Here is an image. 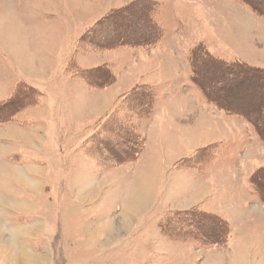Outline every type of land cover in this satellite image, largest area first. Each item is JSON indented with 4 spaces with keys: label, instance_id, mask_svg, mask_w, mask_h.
I'll use <instances>...</instances> for the list:
<instances>
[{
    "label": "rangeland",
    "instance_id": "obj_1",
    "mask_svg": "<svg viewBox=\"0 0 264 264\" xmlns=\"http://www.w3.org/2000/svg\"><path fill=\"white\" fill-rule=\"evenodd\" d=\"M38 2L23 3L62 10V22L51 17L53 27L39 34L54 36L41 78L0 62V84L7 72L29 83L6 98L0 90V264H264V214L241 222L262 201L250 180L264 182V7L242 0ZM151 3L161 29L153 45L113 38L146 32ZM11 4L0 0V15H8L28 55L39 57L42 45ZM116 10L141 27H130V35L117 28L121 22L91 31ZM193 67L223 86L206 96ZM193 92L214 108L197 107ZM230 96L246 115L229 110L239 109ZM157 106L165 129L149 121ZM149 130L168 140L150 159ZM226 208H234L233 228L215 221ZM213 234L218 244H210Z\"/></svg>",
    "mask_w": 264,
    "mask_h": 264
},
{
    "label": "crops",
    "instance_id": "obj_2",
    "mask_svg": "<svg viewBox=\"0 0 264 264\" xmlns=\"http://www.w3.org/2000/svg\"><path fill=\"white\" fill-rule=\"evenodd\" d=\"M11 1L13 2V4H11L12 5L11 6V9H13L12 10L13 11V15L14 16L15 15L17 16V18L19 19V22L21 21V25H23L24 28L28 29L30 31V33L33 32L32 35H31V38H33V40L35 39L34 42L37 43V44H39V45H42V46H40V48H37L38 52H40L39 53L40 56L37 57V58H31L28 55L29 54V51H28L29 46L28 45H25L23 43L24 41L22 42L23 38L22 37H19L18 34H12V30L9 29V26H8L7 22L5 21V18L8 15L2 12V14L0 15V39L2 40V42L0 40V45L2 46V49L3 50L0 48V51H1L0 53L2 54L3 57L0 59V62L2 60H4V59L10 60L12 62L15 61L18 64V66L21 68L22 72L26 73L28 76H30L32 78H37V77L38 78H41V75L43 73L41 71H44L45 64H47L48 62H50L49 57H47L50 51L49 50H46V49H47V47H49V48L51 47L54 36L52 35V36H41V37H39V34H40V32L41 33H47L48 28L49 27H53L54 22L52 20L54 19V17L59 16V18H57V21L59 20V22L60 21L62 22V18H60V14H61L62 10L60 8L58 10L56 9V11L54 13L53 12L46 11V10L45 11L38 12L36 10H34V11L33 10H30L28 7L26 8V5L28 6V4L24 5V3H23V2H26V1H31L32 4L36 6V5H39L38 3H40V2H38V0L34 1V2H37V4L36 3H33V0H11ZM20 2L23 3V9H22V4H20ZM47 2H48V0H45L44 3H47ZM40 5L42 6L44 4H40ZM46 7H48V6L46 5ZM38 13H41V14H38ZM39 15H41V17H39ZM51 17L53 18L52 20L50 19ZM40 18L43 19L42 22H44V24H42L43 25L42 27L41 26H38V23L36 21L37 19L39 20ZM244 19H247V18L244 17ZM16 21H17V19H16ZM49 24H52V25L49 26ZM231 27H233V30L234 31L236 30V28H234L233 25ZM237 31L239 32L240 30H237ZM44 35H47V34H44ZM160 43H157L156 45L159 46ZM156 45H155V47H156ZM153 49H155L154 46H153L152 50ZM144 50H146V49L144 48ZM36 71H38L40 73V75L34 76L33 74H31V73H36ZM109 72L112 75L113 72H111V70ZM189 72H190V70H189ZM189 72H188V68H187V70H186V78H187V80H189V78H190ZM19 75H20L19 72H10V73L7 72V74L3 77L4 79L7 80V82L5 84L4 83L3 84H0V90H2V92H3L1 94H4V98L8 97L12 93V88L14 87V89H16V87L18 86V84H20V83H26V84L29 85V83L27 82V80L19 77ZM123 75H127V74H121V75L118 76V78H116L118 84H123V80L121 81V83L119 81L120 79H123V77H121ZM16 76L18 78H16ZM14 77H15V79H14V81H12L10 78L13 79ZM3 78H2V80H3ZM104 80H107L106 74L104 76H102V75L100 76V81L103 82ZM175 84H177V83L175 82ZM38 86L40 87L39 84H38ZM65 86H66V89H67V87L69 85L66 83ZM34 87L38 89V87H36V86H34ZM47 88H49V87H47ZM156 92H158V89L156 90ZM192 94H193L192 97H193L194 101L199 104V105H197V107L201 108L202 110L205 109V107H206V109H208L207 107L214 108L213 105L207 103L203 98L199 97L194 92ZM99 95H97V96H99ZM4 98H2V99H4ZM10 98H12V97H10ZM10 98H8V99H10ZM96 98H98V97H96ZM172 101H174V100H171V102ZM93 102H95V101H93ZM98 102L95 104V107L97 109H100L103 106V104H99ZM100 102H101V100H100ZM160 108H162V107H160ZM79 109L81 110V107H79ZM159 109H158V106L154 109V111H155L154 113H156V114H154L153 116H151V118H150L149 121H151V123H153L154 125L156 123H160L159 125L160 126H163L164 127L163 129H165L166 127H165L164 123L166 121V118L163 121L160 120V118L158 117L160 115ZM163 113H167V107H166V110L164 108V112ZM45 116H46V119L53 120V118H54V115H51L48 112H46ZM235 116H237V118L239 117L238 118L239 119V122L244 125V121H242V118L240 116H238V115H235ZM232 117H234V116H232ZM36 119H38V118H36ZM43 121H45V120H43ZM50 124H52V121H51ZM40 125H42V124H40ZM98 129H100V128H98ZM163 129H161V130H163ZM50 134L53 135V133H50ZM48 136H49V133H48ZM152 136H155V135H152L151 134V131L149 130L148 136L145 137V139H146V141H145L146 142V148H147L146 151H148V153L150 154L149 159L152 158V157H156V154L157 153H158V155L161 156L162 153H161V146H160V144H161V141H164L162 139L159 140L158 137L151 138ZM50 138L53 139V137H50ZM157 140H158V143H157ZM167 141H164V143L167 144ZM152 146H153V148H152ZM157 146H158V150H157ZM151 150H153L154 153L151 154L150 153ZM106 154H108V152H106ZM17 156H18V154H17ZM110 156H112V155H110ZM181 172L183 174L185 172V168H182V171ZM245 200L248 202V199H245ZM246 201H245V203H246ZM260 202H258L256 200V203L257 204L256 203L255 204H256V207L258 209V210L255 209L256 210L255 211L256 213H250V214H248V216L246 215L245 219H243L241 222H243L244 224H245V221L246 222H253L256 218L259 219V215H261V214L263 215L264 214V202H262V201H260ZM246 204L245 205H242V208L243 207L245 208ZM217 209H220V208H217ZM226 209L230 213L227 212V214H224L223 221H225L228 224H230L231 225V228H233V226H234L233 224H235V223L232 220L231 211L229 209L232 210L234 208H226ZM210 212L212 213V211H210ZM235 222H236V224L238 223V221H235ZM231 239L233 240V236H232ZM262 247H264V245Z\"/></svg>",
    "mask_w": 264,
    "mask_h": 264
},
{
    "label": "trees",
    "instance_id": "obj_3",
    "mask_svg": "<svg viewBox=\"0 0 264 264\" xmlns=\"http://www.w3.org/2000/svg\"><path fill=\"white\" fill-rule=\"evenodd\" d=\"M242 1H244V3L246 2V4H248L249 6H252L251 4H256V5H258L259 7H264L263 5H264V3L262 4V2L261 1H258L259 3H256V0H242ZM149 4V3H148ZM156 7H157V3H155V4H152L151 3V8L147 11V19H148V21L146 22V25L148 26L147 27V29H146V32H144V33H142L141 35H139V36H134V39H128V37H125V36H118V35H116L115 37H113L114 39H116V40H119L121 43H124V44H127V45H131V44H138V45H143V46H148V45H153L158 39H159V37L161 36V29H160V27L157 25V24H155V22H154V16H153V12H151V10L153 11V9L155 10L156 9ZM253 7H255V5L253 6ZM120 11H115L114 13H113V11H110V12H107L106 14H105V16H103V17H101L100 19H98V21L97 22H95V24L92 26V28H91V31L92 30H94V29H98V28H101V27H104L105 25H107L108 26V28L112 25V23H120L121 22V24H119V27H117L118 29H120L121 31H124L125 30V32L128 34V35H130L131 33H133L131 30H128V29H130V27H132V28H139V27H141V25H137V26H135L134 24H132L131 22H124L123 21V15H119L120 13H119ZM109 15V16H108ZM106 27V26H105ZM115 29V28H114ZM140 30V29H139ZM141 30H142V28H141ZM90 31V32H91ZM89 32V33H90ZM134 34V33H133ZM144 34H146V35H144ZM149 34H151V36H150V38H148L149 37ZM148 35V36H147ZM214 61V60H213ZM192 62V61H191ZM215 63V62H214ZM192 68V67H191ZM192 74H193V76H192V80L194 81V83L198 86V88H200L202 91H203V93L206 95V96H208V95H211V92H213L212 90L213 89H217V88H219V87H222L223 86V84L222 83H216L215 85H213L212 83H210L209 82V80H207V81H205L204 79H202V75L195 69L194 70V67H193V69H192ZM235 98V96L233 97V96H230V99L234 102L233 104L234 105H239V106H237L238 108H240V109H235V108H233V109H229L230 111H235V112H237V113H241V114H244V115H246V113H245V111L244 110H246L247 109V107H246V109L245 108H243V107H241V103H240V101H235L236 99H237V97H236V99H234ZM210 98H208V100H209ZM238 100H240V99H238ZM220 101V100H219ZM230 102V101H229ZM220 106H222L223 108H225L224 106H225V104L222 102V103H220L219 104ZM251 108V109H250ZM248 107V109H250V110H252L253 109V107ZM259 108L261 109V110H263V104H261L260 106H259ZM227 109V108H226ZM255 109V108H254ZM228 110V109H227ZM260 110V113H262V111ZM229 112V111H228ZM263 125V124H262ZM261 125V126H262ZM261 128H263L264 129V126H262ZM260 128V129H261ZM106 152H108L109 153V151L108 150H106ZM263 174L264 173V168H262V169H260L259 171H258V174ZM253 175H251V177H252ZM257 178L255 177V178H253V179H251L250 180V182L255 186H257L258 187V196H259V198L264 202V182L263 183H258L257 181H259L258 179L256 180ZM260 179V178H259ZM217 223H221L222 225H224L225 224V222H223V220H215ZM207 236L208 235H205L204 237L207 239ZM210 237V236H209ZM218 238V236L217 237H215V234H213V236L210 238V244L212 243V244H218L220 241L217 239Z\"/></svg>",
    "mask_w": 264,
    "mask_h": 264
},
{
    "label": "bare ground",
    "instance_id": "obj_4",
    "mask_svg": "<svg viewBox=\"0 0 264 264\" xmlns=\"http://www.w3.org/2000/svg\"><path fill=\"white\" fill-rule=\"evenodd\" d=\"M235 99V98H234ZM262 100V99H261ZM237 102V101H236ZM252 105V104H251ZM237 106H239V105H237ZM240 109V108H239ZM251 109V108H250ZM144 195V194H143ZM143 195H141V196H143Z\"/></svg>",
    "mask_w": 264,
    "mask_h": 264
}]
</instances>
